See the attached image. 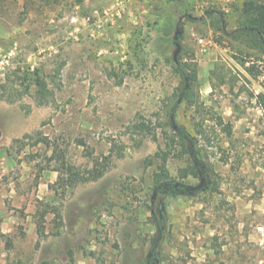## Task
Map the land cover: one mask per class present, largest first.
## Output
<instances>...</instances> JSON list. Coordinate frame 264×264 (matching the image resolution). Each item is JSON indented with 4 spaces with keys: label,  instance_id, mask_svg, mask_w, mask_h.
I'll list each match as a JSON object with an SVG mask.
<instances>
[{
    "label": "rangeland",
    "instance_id": "374dc122",
    "mask_svg": "<svg viewBox=\"0 0 264 264\" xmlns=\"http://www.w3.org/2000/svg\"><path fill=\"white\" fill-rule=\"evenodd\" d=\"M119 1L0 0V86L23 88L37 70L51 92L42 105L35 85L0 100V264H264V113L254 98L264 91V55L241 54L227 34L246 0H125L123 9ZM200 36L211 41L206 53ZM176 53L196 65L202 104L201 113L181 104L176 116L194 134L201 120L211 182L193 196L153 193L159 124L170 130L166 110L180 82ZM141 117L158 141L130 132ZM37 132L80 169L110 155L107 172L55 193L52 149L23 138ZM184 165L170 158L169 180ZM186 182L204 187L206 177ZM48 204L60 208L59 227L53 213L41 218Z\"/></svg>",
    "mask_w": 264,
    "mask_h": 264
},
{
    "label": "trees",
    "instance_id": "16d2710c",
    "mask_svg": "<svg viewBox=\"0 0 264 264\" xmlns=\"http://www.w3.org/2000/svg\"><path fill=\"white\" fill-rule=\"evenodd\" d=\"M239 18H237V26L231 32L227 33L224 31L222 25V17L224 14L221 12L219 16L220 26L218 27L222 33H227L230 38L238 40L243 49L240 53L245 55H250L248 51L257 52L264 55V2L259 0H246L241 8ZM192 18V16H188ZM246 58H241L240 62L243 65L248 74H253L254 64L252 66H246ZM217 67V66H216ZM216 67L211 70V75L214 74ZM172 68L174 73L180 77L179 85L176 87L174 94L177 95L174 104L166 110L167 123L166 126L170 127V130L164 129V124H159L162 128V135L164 139V146L159 145L158 150L154 154V158L157 159L158 171L154 174V185L153 193L154 195H197L201 191L205 190L210 185V177L204 164L201 162V120H195L194 128L195 134L188 131L185 126L179 124L176 120L177 111L181 104H186L187 107L193 108L196 112L201 113V101L197 92V70L196 65L190 58L184 57L182 54L176 53L173 58ZM28 74V71H26ZM34 77L29 82L27 81V76L23 77L20 82V86L23 88H15L9 83H3L0 86V100H5L9 102H14L21 99L25 94H28L29 87L35 85L36 94L35 99L38 104L42 105L49 101L51 92L48 90L45 80L38 74L35 70L32 72ZM222 81H224V76ZM257 105L264 113V91L254 95ZM219 124H222L221 118L218 117ZM227 134L231 133V126L229 124L224 125L223 129ZM130 132L132 134H137L143 136L152 135L153 140L158 141L156 132H154L150 126L147 124L143 117L140 120H136L130 124ZM23 138L33 139L35 145L41 143L46 147L52 149L53 158L58 161V165L55 171L58 173L57 180L49 184L48 187L54 190L55 193L64 194L68 189H73L78 184L97 181L102 178L107 172L111 156H103L101 160L96 159L93 162V166L90 168L80 169L72 163L68 162L65 158V154L61 152H56V146L50 141L47 136L41 133H35V136L25 134ZM18 139L17 141H21ZM55 152V153H54ZM122 154H119L121 156ZM51 156V157H52ZM176 157L179 159H185V165L178 169V178L180 180H169L171 178L167 162L170 158ZM201 172L206 177V185L204 187L195 186L186 182L188 178H200ZM48 209H44L40 212L41 218L48 212L54 214V220L56 222V227L61 224V212L58 206H51L48 204ZM154 217L155 227L159 231V237L162 235V228L160 222ZM37 231L40 234L43 233V224H39Z\"/></svg>",
    "mask_w": 264,
    "mask_h": 264
},
{
    "label": "built area",
    "instance_id": "2783aa9c",
    "mask_svg": "<svg viewBox=\"0 0 264 264\" xmlns=\"http://www.w3.org/2000/svg\"><path fill=\"white\" fill-rule=\"evenodd\" d=\"M232 0H202L203 6H206L210 3L217 4L220 3L221 5H228ZM198 48L201 53H206L210 46H211V41L208 40L207 38L200 36L197 37L196 39ZM262 80L264 81V73L262 74ZM258 230H261V227H257Z\"/></svg>",
    "mask_w": 264,
    "mask_h": 264
},
{
    "label": "water",
    "instance_id": "95a60500",
    "mask_svg": "<svg viewBox=\"0 0 264 264\" xmlns=\"http://www.w3.org/2000/svg\"><path fill=\"white\" fill-rule=\"evenodd\" d=\"M182 25V17L179 18L178 22H177V25H176V32L175 34L177 35L180 31V27Z\"/></svg>",
    "mask_w": 264,
    "mask_h": 264
},
{
    "label": "crops",
    "instance_id": "0c3cea01",
    "mask_svg": "<svg viewBox=\"0 0 264 264\" xmlns=\"http://www.w3.org/2000/svg\"><path fill=\"white\" fill-rule=\"evenodd\" d=\"M118 5L123 9V5H126L125 4V0H121L118 2Z\"/></svg>",
    "mask_w": 264,
    "mask_h": 264
}]
</instances>
